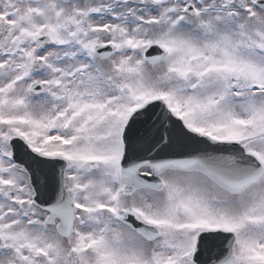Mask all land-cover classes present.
Listing matches in <instances>:
<instances>
[{"label":"snow or ice","instance_id":"snow-or-ice-1","mask_svg":"<svg viewBox=\"0 0 264 264\" xmlns=\"http://www.w3.org/2000/svg\"><path fill=\"white\" fill-rule=\"evenodd\" d=\"M0 264H264V0H0Z\"/></svg>","mask_w":264,"mask_h":264}]
</instances>
